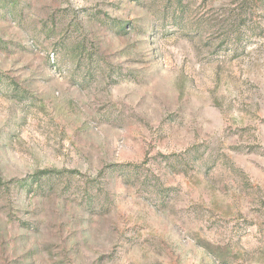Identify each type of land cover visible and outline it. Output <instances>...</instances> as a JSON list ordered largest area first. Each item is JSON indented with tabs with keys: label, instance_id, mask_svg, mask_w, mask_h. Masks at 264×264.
<instances>
[{
	"label": "rangeland",
	"instance_id": "1",
	"mask_svg": "<svg viewBox=\"0 0 264 264\" xmlns=\"http://www.w3.org/2000/svg\"><path fill=\"white\" fill-rule=\"evenodd\" d=\"M0 264H264V0H0Z\"/></svg>",
	"mask_w": 264,
	"mask_h": 264
}]
</instances>
